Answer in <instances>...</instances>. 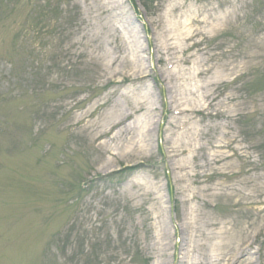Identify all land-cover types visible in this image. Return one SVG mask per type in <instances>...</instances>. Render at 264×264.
Instances as JSON below:
<instances>
[{"label":"rangeland","instance_id":"1","mask_svg":"<svg viewBox=\"0 0 264 264\" xmlns=\"http://www.w3.org/2000/svg\"><path fill=\"white\" fill-rule=\"evenodd\" d=\"M0 15V264H264V0Z\"/></svg>","mask_w":264,"mask_h":264},{"label":"bare ground","instance_id":"2","mask_svg":"<svg viewBox=\"0 0 264 264\" xmlns=\"http://www.w3.org/2000/svg\"><path fill=\"white\" fill-rule=\"evenodd\" d=\"M138 40V39H137ZM201 73H204V71L203 72H201ZM143 77V76H142ZM139 77H137V76H135V75H133L132 76V79H135V81L138 79ZM111 80H108V81H105L106 83H108V82H110ZM181 89V92H191V90H189V89H187V88H184V89H182V88H180ZM130 118H132V115H131V113H123L120 117H117L116 119H113L112 121H111V125H108V126H110L109 127V131H111V130H113L114 128H121V127H125L126 125H124L126 122H127V120L128 119H130ZM121 130V129H120ZM106 133V132H105ZM103 133H101L100 135H102ZM182 135V134H181ZM183 135H184V133H183ZM99 136V135H98ZM183 153H185V150H182L180 153H178V154H183ZM177 155V154H176ZM225 159H227V158H224V157H221L220 158V160H225ZM164 232L166 233V234H168V226H165V229H164ZM226 232H228V233H230V231H229V229H220V231L219 232H217V234L221 237V245H219L218 244V246H217V249L218 250H220V257H216L218 260H221L222 258H224L225 256H227V254H228V249H229V243L230 242H226L224 239V237H225V235L224 234H226ZM261 232V231H260ZM231 234H233V235H235L236 234V231H232V233ZM191 238H192V232L190 233V235H189V237H187V245L189 246V247H192V244L190 243V240H191ZM184 243H185V239H184ZM242 251H244L243 249H241V252ZM211 264H214V260L212 259L211 260ZM228 264H229V262H228Z\"/></svg>","mask_w":264,"mask_h":264},{"label":"trees","instance_id":"3","mask_svg":"<svg viewBox=\"0 0 264 264\" xmlns=\"http://www.w3.org/2000/svg\"><path fill=\"white\" fill-rule=\"evenodd\" d=\"M6 22H7V19L5 17H2V15H0V31L2 30L1 28L6 26Z\"/></svg>","mask_w":264,"mask_h":264}]
</instances>
